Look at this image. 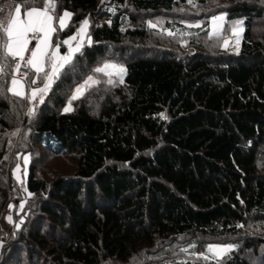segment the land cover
<instances>
[{"label": "trees", "instance_id": "trees-1", "mask_svg": "<svg viewBox=\"0 0 264 264\" xmlns=\"http://www.w3.org/2000/svg\"><path fill=\"white\" fill-rule=\"evenodd\" d=\"M19 1L0 0L5 10L0 15H13ZM194 1L197 6L213 4L57 0L59 9L73 13L61 38L74 32L89 12L92 43L85 44L31 115L27 97L7 92L14 62L4 61L0 214L8 198L4 169L8 156L16 153L6 134L15 132L19 147L32 153L27 185L41 204L34 208L36 199L30 200L28 209L36 215L39 208L42 221L33 225L27 211L19 238L13 249L3 248L0 264H111L127 261L142 245L177 235H190L195 252L212 239L243 240L235 241L237 248L219 258V264H253L251 251L260 257L264 234L256 228L264 226V5L251 0L223 4L228 22L243 21L238 53L127 54L137 42L148 43L150 32L157 30L149 27L154 15ZM118 47L120 54L114 51ZM106 57L125 60L123 83L113 79L110 85L101 75L100 83L64 112L67 90ZM24 128L27 138L21 145ZM35 144L53 156H73L74 172L50 181L40 176ZM24 248L26 262L20 254Z\"/></svg>", "mask_w": 264, "mask_h": 264}, {"label": "rangeland", "instance_id": "rangeland-1", "mask_svg": "<svg viewBox=\"0 0 264 264\" xmlns=\"http://www.w3.org/2000/svg\"><path fill=\"white\" fill-rule=\"evenodd\" d=\"M110 1L111 0H103L104 4ZM211 1L213 2V4H207V6H204V5L197 6L198 4L194 1L193 4L181 5L179 7H176L171 13H161V14L154 15L148 21L151 22L152 24H155L157 30L150 32V39L148 43L141 44L140 42H137L136 43L137 45H135L134 47L131 45L132 47L131 46L130 47L133 49L131 51L129 50L127 54H131L133 52L137 53L138 50H141L139 51V53H144V54H169V55H176L179 57H185L187 55L192 54L194 51H201V53L202 52L208 53L209 55L226 54L230 52L238 53L240 51L243 31L239 34V37L233 34V32L231 31V27L233 23L236 21L228 22L226 20L224 24V29L222 32H220L218 35H213V36L209 35L212 31L211 18L213 16L226 13L223 10V4L228 1H232V0H211ZM251 1H257L264 5V0H251ZM17 4H22V2L19 1L18 3H16V5ZM31 6L43 7V4L37 3L35 5H29V7ZM65 10L72 13V11L69 8L61 7L59 9L58 3H57V8L55 10L54 15L58 17L62 15ZM24 11H26V9L22 8V12H21L22 18H24L23 16ZM14 14L15 13L13 12V15ZM85 18L89 20L87 34L91 37V41H92V36L90 33L92 20L89 15V12L85 14V16L82 18L81 21H83ZM71 19H72V16H71ZM71 19L68 21V25L71 22ZM81 21L77 25L74 32L67 34L63 38H61L60 36L61 30H59L58 24H56V22L54 21V26L57 27L56 32L59 31V33L56 38H55V33L52 36L53 46H55L56 43L62 42L68 37L72 36L76 32V30L79 28ZM168 21H172L171 22L172 24H167ZM178 22H182L184 24L181 25V24H178ZM197 24H199L200 26L196 27L195 25ZM241 27L244 29L243 24L241 25ZM260 28L263 32L264 27L260 26ZM168 32L173 33V35H169ZM225 40L229 41L226 47L224 46ZM72 43H73V46H75L76 41H73ZM34 45H35V42L30 44L29 47L30 48L34 47ZM65 47L66 49L62 50V46H61L60 51L62 54L67 51V46L65 45ZM119 50L120 49L118 47L114 51H117L119 53ZM26 58H27V54H26ZM105 63H111V64L122 66L126 69V72H127L125 60H122L119 58H107L106 57L98 61L97 64H95L92 67V70L90 72L84 74V76L80 79V81H78L75 85H73L71 88L67 90L66 101L64 105L61 107L62 110H64V108L68 106V102L71 99L72 95L75 93L76 88L79 87L81 84H83L88 79L89 76H92L94 79L101 81L102 79L101 75H105V74L96 73L95 69L97 67H102ZM13 74L14 73L12 71L11 78ZM125 75L126 73L123 76V80L125 78ZM105 76L107 79H109L107 75ZM11 78H10V81H11ZM34 78H35V72L33 69H31V74L24 79V91L26 94L25 97L30 96L32 88H38V87L43 86L42 80H39V79L37 80V83L32 84L31 81ZM111 79L119 80V77L116 75H113ZM54 85L55 83L52 85V88ZM9 86H10V83L8 87ZM52 88L46 94L45 99L48 96V94L51 92ZM36 102L39 103V99L38 101H35V102L30 100L29 103L31 104V107H30L31 109H33V106L36 104ZM74 102L75 101H72V109H74L75 107ZM22 131L24 132L23 136L25 137H23V139L21 140V145L23 141L27 138L26 136L27 131H25V128L22 129ZM6 136L8 137V140L11 141L10 142L11 149L16 150V153L14 154V158L12 154L8 156V160L6 162L7 164L4 169L5 175L7 178L6 191H7L8 198L6 199L5 206L2 208V211L0 214V258L3 254V248L6 247L7 251L13 249L15 245V240L19 238V233H20L19 228L20 227H17V225L20 226L23 223V221L26 219V217H28L27 211L29 212L28 205H30L29 204V202H31L30 200L34 201L36 199L34 208L37 207V205L41 204L40 201H38L39 197H35L32 195L29 196V193L31 192L29 191L28 185H27V176H28L29 166L32 160V153L30 151H26L25 149L19 147L20 145L17 144L18 143L17 138H14L10 133H7ZM31 147H32V150H35L36 154L40 156L41 158L39 160V169H38V174L40 176L42 175L43 177H45L46 179L50 181L51 179L55 178L58 175L60 176H62L63 174L69 175L74 172L75 159L73 156L71 155H60V156L50 155L49 153L45 152L41 144H35ZM262 151L264 152V146H263ZM25 156L28 157L27 164H25L24 159H23V157ZM261 161L263 162L262 164H264V158H262ZM17 165L20 166V171L19 173L14 175V170L16 169ZM25 172H26V175H25ZM16 175H19L20 180H17ZM21 203H23V209L20 208ZM9 205H12L13 207L10 208ZM34 212L36 213V215L32 213L30 214V212L29 214L31 215V219L35 220L33 225L35 224V226H38L39 222L42 221L41 220L42 214L39 208H36ZM9 216H11L12 218L11 222L8 220ZM253 223L255 226L259 222L255 221V222H252L251 224ZM256 229H258L256 230L257 232H263L264 234V226L258 225V228ZM181 237L183 239H180ZM190 237H191L190 235H183V236L177 235L174 238L172 236V237L166 238L165 240L159 239L154 244L149 245V247L148 245H142L138 247L136 251H133L134 253L130 256V258L127 261L112 260L113 263L111 264H178L179 261H186L188 264L189 260L200 261L201 264H206L207 261H209L210 259L209 260L197 259L196 256H193L191 254L192 252L196 251V244L191 243L192 240H190L191 239ZM237 239H240V238L235 237V236H229L224 239H212L210 242H206L205 249L201 250V252L197 251L195 253L205 252L207 245L209 244L235 245V247L233 248L235 249L238 246V243H236L235 241L239 243H242L241 241H243V240L240 241ZM190 244H195V248L190 249L189 253H184L180 251L181 248L188 247ZM25 248L21 250L20 252L23 262L27 261V256H26L27 250ZM258 250H261L260 255H259L260 257H255L254 251L250 252L252 254H249V257L252 258L253 264H264V261L262 259V257H264L262 256L264 255L263 246L258 245ZM43 251L44 250H42V252ZM226 254H223L219 258L225 256ZM209 255L211 256V254Z\"/></svg>", "mask_w": 264, "mask_h": 264}, {"label": "snow or ice", "instance_id": "snow-or-ice-1", "mask_svg": "<svg viewBox=\"0 0 264 264\" xmlns=\"http://www.w3.org/2000/svg\"><path fill=\"white\" fill-rule=\"evenodd\" d=\"M103 3V0H101ZM193 0H189L192 3ZM42 3L43 7H36L29 5H35ZM22 8L24 11L22 18ZM57 8V0H22V4H17L14 7V15L3 17L0 15V73H3L7 67L4 61L11 60L14 62L13 76L10 81V86L7 88V92L19 97H25L24 91V79L25 77H19V70L21 66L30 67L35 72V78L31 83H37V80H42V87L32 88L31 94L27 98L31 101L39 99L40 103L44 102L46 94L52 88V85L60 79L65 69L73 64V61L77 54H82V49L85 43L91 45V37L87 34L89 20L85 18L81 21L79 28L76 32L53 46L52 36L57 31V27L54 26V21L58 24L59 30L63 31L68 26V21L71 19L72 13L65 10L62 15L55 16V10ZM4 8H0V14L4 13ZM227 14H221L213 16L211 18L212 31L210 36L218 35L224 29ZM110 23V21H109ZM243 21H236L231 27V31L234 35L239 37V34L243 31L241 25ZM199 27L200 25H195ZM149 27H156L155 24L149 22ZM191 27V25H190ZM123 30V29H122ZM169 35L173 33L168 32ZM79 38V39H78ZM73 41H76L73 46ZM35 42L34 47H29L30 44ZM238 42V41H237ZM229 41H224V46L228 45ZM62 45L67 46V51L63 54L60 49ZM27 54V58H26ZM96 73H103L109 77L107 83L112 85L114 83L111 77L116 75L119 77V82L123 83V76L126 73V69L122 66L105 63L102 67L95 69ZM19 77V78H18ZM100 83V81L89 76L88 79L76 88L75 93L72 95L68 102V106L64 108V112L72 111V101L79 99L84 95L85 91L93 85ZM34 109L29 110V115L33 114ZM163 115V114H162ZM166 118V117H165ZM17 133H12L16 135ZM7 159V157H5ZM25 164L28 162V157H23ZM20 166L17 165L14 170V175L19 173ZM26 175V172H25ZM17 180H20L19 175H16ZM32 194L29 193V196ZM9 207H13L9 205ZM20 208L23 209V203ZM11 222V216L8 217ZM19 227V225H17ZM238 227H243L238 225ZM180 239H183L182 237ZM235 245H215L209 244L205 252L195 253L193 256L197 259H216L219 264V257L223 254L231 251ZM195 244H190L188 247L181 248L180 251L189 253L190 249H194ZM211 254V256L209 255ZM178 264H187L186 261H179Z\"/></svg>", "mask_w": 264, "mask_h": 264}, {"label": "built area", "instance_id": "built-area-1", "mask_svg": "<svg viewBox=\"0 0 264 264\" xmlns=\"http://www.w3.org/2000/svg\"><path fill=\"white\" fill-rule=\"evenodd\" d=\"M30 74V69L29 67H24L23 65L21 66L19 70V76L25 77Z\"/></svg>", "mask_w": 264, "mask_h": 264}]
</instances>
